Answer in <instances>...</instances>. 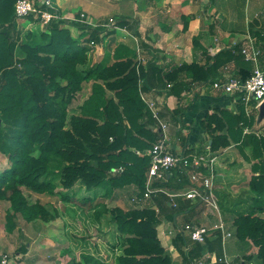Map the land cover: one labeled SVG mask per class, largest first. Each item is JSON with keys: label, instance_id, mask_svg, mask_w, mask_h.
<instances>
[{"label": "trees", "instance_id": "trees-1", "mask_svg": "<svg viewBox=\"0 0 264 264\" xmlns=\"http://www.w3.org/2000/svg\"><path fill=\"white\" fill-rule=\"evenodd\" d=\"M15 2L0 0V152L7 158V166L0 171V204L7 200L10 205L5 214V230L13 232L19 219L48 222L60 215L75 257L78 255L84 264H96L100 259L85 245L91 242L100 216L108 210L121 236V240L110 247L121 248V253L115 257L116 264H172L170 254L157 237L158 212L150 206L107 209L106 203L99 201L87 208L75 204L71 214L65 210L59 212L55 207L50 210L39 200L30 203L22 188L54 194L56 185L49 176V168L51 161H56L59 183L66 189L79 182L87 189L103 188L104 198H112L115 190L133 186L135 197H142L151 161L147 151L159 134L152 129L155 120L140 91L150 90L155 80H161L157 87L166 88L167 94L179 97L189 88L182 76L191 81L211 79L213 83L221 78L217 72L220 64L230 57L238 72H245V76L238 79L245 80L252 74L253 62L245 59L236 45L218 51L208 59V62L212 59L208 64H199L193 59L165 70L152 61L142 64L135 50L122 43L114 48L111 61L90 62L88 42H100V24L92 27L70 21L80 32L78 38L64 26L67 19H52L40 33L39 41L33 40L30 32L22 38L15 19ZM32 17V14L26 16ZM115 19L116 26L131 30L129 19ZM253 36L259 50L258 64L264 69V30L253 31ZM80 37L84 38L80 41ZM197 42L194 37V47ZM90 80L89 96L80 106V113L73 114L69 127L65 128L68 108L83 82ZM242 94H236L237 112L215 108L207 113L203 126L211 135V150L226 147L231 142L242 151L247 149L243 155L251 163L248 189L252 195L245 210H237L233 215L232 228L238 240L257 246L256 253L244 258H254L264 264V134L243 132L244 128L252 126L256 112L252 109L246 113ZM200 170L205 172L203 168ZM170 180L166 176L164 180L154 181L152 187H170ZM60 198L69 199L66 194ZM163 204L170 208L168 200ZM215 233L212 250L220 247V231ZM177 239L190 245L183 252L187 264L203 256V251L212 246L206 240L195 242L180 233ZM95 251L100 253L97 247ZM219 257L220 252L215 262L210 263L208 258L206 263L224 264L218 261Z\"/></svg>", "mask_w": 264, "mask_h": 264}, {"label": "crops", "instance_id": "crops-1", "mask_svg": "<svg viewBox=\"0 0 264 264\" xmlns=\"http://www.w3.org/2000/svg\"><path fill=\"white\" fill-rule=\"evenodd\" d=\"M34 1L39 3L41 0ZM52 1L60 13L67 15H77L78 11L89 14L92 12V7L100 6L102 23L107 22L110 17L129 19L131 30L117 26L115 29L105 31L102 27L100 58L104 52L113 54L114 48L122 43L135 50L136 58L142 64L152 61L158 68L165 70L184 62L189 63L193 59L199 64L206 62L208 64L212 61L210 59L208 62V59L221 49L234 48L236 45L242 48L246 43L247 34L254 38L253 31L264 30V0H100L96 3L92 0ZM77 7L79 10L74 11ZM29 23L30 19L26 17L16 21L17 28L21 32L30 25ZM132 31H136L137 34ZM194 37L198 39L195 47ZM254 45L256 46L255 38ZM244 58L247 59L245 56ZM224 61L217 70L221 78L245 76L242 70L238 72L233 59L229 57L228 61L226 58ZM181 78L188 83L189 88L179 97L167 94L166 88L157 87V84L162 83L161 80H155L153 87L143 92L147 99L155 101L160 117L167 123L168 145L174 153L180 156L191 157L195 154H206L216 157L214 192L219 200L218 195L227 189V185L232 180L234 183L240 182L235 184L238 187L237 192H239V187L240 192H245L244 187L247 183L242 182H245L247 178L240 180L243 178L241 176H247L248 173L241 175L237 169L238 166L246 168L242 164L248 162L243 155V151L247 152V149L242 151L236 143L231 142L226 147L211 150L209 147L212 141L211 135L203 126L205 116L215 108L237 112V100L228 93L214 89L211 79L191 81L186 76ZM253 111L256 112L255 120L252 126L246 128L248 132L262 133L264 127L263 123L258 122L259 108H254ZM152 129L158 131L160 135L155 124ZM184 170L181 167H174L167 173L166 176L171 180L170 187L163 188L164 195L158 196L153 193L150 197L135 202L131 199L137 196V193L136 189L131 186L115 190L112 198L100 196V201L106 203L107 209L114 206L128 209L146 205L155 209L159 216L156 226L157 237L170 254L172 264H187L183 258V252L187 246L190 248V245L183 244L177 239L183 225L192 223L212 227L218 218L208 207L187 199L183 195L193 186L188 177V169L186 172ZM124 196L128 197L129 202L126 203ZM165 199L168 200L170 208L164 206ZM57 221H61L60 235L63 238L58 235L60 227ZM225 225L232 233V223L226 221ZM48 226L51 229L47 230ZM97 226L98 228H94L92 232L91 242L85 245L86 249L100 259V262L96 264H116L115 257L121 253V248L111 249L110 247L120 241L121 236L108 210L102 213ZM215 232L216 230H212L208 235L206 241L212 246L205 249L203 255H209L212 259L218 256L219 252L222 255L225 251L230 257H239L249 263L250 260L244 258L245 254L251 253L249 242L238 240L232 233V236L224 241L220 238V247L216 248L218 250H212L215 246L212 242L216 235ZM46 233L48 235L45 236ZM181 235L183 234L180 233ZM184 237L187 236L184 235ZM71 247L73 246L64 234L60 215L48 222L39 219L26 222L19 219L17 228L9 234L4 233L3 227L0 226V250L19 255L20 264H75L76 262L84 264L78 255L75 257V251L70 249ZM95 247L100 250V253H96ZM253 261L252 264H259L256 260Z\"/></svg>", "mask_w": 264, "mask_h": 264}, {"label": "built area", "instance_id": "built-area-1", "mask_svg": "<svg viewBox=\"0 0 264 264\" xmlns=\"http://www.w3.org/2000/svg\"><path fill=\"white\" fill-rule=\"evenodd\" d=\"M51 2L52 0H41L39 3H36L34 0H16L14 4L15 19H22L30 14H32L33 18H39L46 24L52 19H64L59 15L60 13L57 12V9ZM51 9L53 11H51ZM65 19L71 22L89 23L83 12L69 18L65 17ZM100 25L105 31L117 28L113 17H110L107 22H101ZM245 40L246 43L241 48V52L247 59L254 62L252 74L245 80H240L234 76H229L226 79L220 78L212 83V87L230 94L236 100V94L238 92H243L241 101H243L245 105L246 113L249 114L252 109H258L260 104L264 102V69L260 68L257 63L259 50L254 45V38L251 37L250 34H247ZM90 44L93 45L96 44V42L90 41ZM140 95L155 120V126L159 129L160 135L151 149L147 151L151 161L146 172L145 191L143 196L133 197L131 200L139 202L144 198L150 197L154 192H165L161 187H152L153 182L164 180L167 173L174 167H181L185 169V172L186 169H188V177L193 186L185 191L183 195L187 199L199 202L205 207H208L213 213L217 214L218 218L217 222L212 227L185 223L180 229V233L186 235L192 241L204 243L210 232L216 230L220 231L222 240H226L232 236V233L226 228L225 222L221 216L218 199L214 192L216 157L206 154H195L191 157H187L174 153L167 143V123L160 117L155 101L147 99L142 91H140ZM252 101H255V103L252 104ZM248 131L249 130L245 128L244 132ZM256 133L259 134L258 131H256ZM201 168H203L205 172L201 171ZM19 258V255L13 252L0 250V264H20ZM208 258L210 259L209 255L193 258L191 264H207L206 260ZM215 261L216 257L209 260L210 263ZM218 261L224 262V264H243L242 259L237 262L235 258L227 255L225 251L221 257L218 258Z\"/></svg>", "mask_w": 264, "mask_h": 264}, {"label": "rangeland", "instance_id": "rangeland-1", "mask_svg": "<svg viewBox=\"0 0 264 264\" xmlns=\"http://www.w3.org/2000/svg\"><path fill=\"white\" fill-rule=\"evenodd\" d=\"M95 1L96 2H100V0H92V2ZM52 5H55L53 3V1L51 2ZM55 7V6H54ZM56 8V7H55ZM79 7H77L74 11H78ZM57 12L58 9H57ZM60 13V12H59ZM78 14L80 13L79 11L77 12ZM84 13V12H83ZM59 15H61L63 18L67 17H71L72 15H67L66 13H60ZM86 18L88 19V25L91 26H95L101 23L100 21V6L98 7H92V12H90L89 14H85ZM74 16V15H73ZM19 20V19H17ZM16 20V21H17ZM68 22H66V24H64L65 27H67L72 36L73 37H78L79 35V30L70 24V21L67 19ZM30 25L24 29L21 32L22 38H25V35L27 33H33V40L35 41H39V35L41 32H43L46 28V23H43L41 21V19H35L32 17V19H30ZM100 35V33H99ZM79 38V37H78ZM84 37H80V41L83 39ZM90 44V41L88 42V45ZM91 48L88 50V57L90 59V62H95V61H101V62H109L112 60V54L108 53V52H104L100 58V42L96 43V44H90L89 45ZM83 66H80L79 68L82 69ZM91 85H92V80L90 81H85L82 84V89L76 93L72 104L70 105V107L67 110V118H66V124H65V128L69 127V119L73 114H79L80 113V106L83 104L84 100L87 99V97L89 96L90 92H91ZM258 122L263 123V127H264V118H261L260 120L258 119ZM262 134H264V130H262ZM7 158L6 156H4L1 152H0V171L3 170L6 166H7ZM249 163V164H247ZM243 162L242 165H245L246 168L244 167H240L238 166V169L241 172V175H246L244 173H248L247 176H241L243 178H241L240 181L244 180L245 178H247L245 180V182L243 181L242 183H247V186H245V192H240V187H239V192H237L238 188L237 186H235L236 183H240L239 181H236L234 183V181L232 180V182H229L230 184L227 185V189L223 190V193H226L225 195H223V193H221V195H218V197L220 198V200L218 199V204H219V208H220V212L221 215L223 217V219L225 220V222H229L232 223V218L233 215L235 214V212L238 210H245V208L250 204V196L252 195L248 189V181L252 175V171H251V163L250 162ZM50 174L49 176H52L53 181L56 185V188L54 191V194H50V193H37L34 191H31L27 188H22L23 190V194L25 195L26 199L31 203L34 202L36 200H39L45 204H47V206L49 207L50 210H52L54 207L59 211V212H63L68 211L69 213L73 214V207L75 204H78V206L87 208L89 205L94 206L96 203H98L100 201V196L104 195V189L102 188H92V189H87L84 185L80 184L79 182H76L74 184V186H72L69 189H66L64 187L61 186V184L59 183V177L58 172V166H57V162L56 161H51L50 163V168H49ZM239 185V184H238ZM66 194L68 195L69 199L68 200H62L60 197L61 195ZM126 195V194H125ZM217 197V196H216ZM124 199H126V203L129 202L128 201V197L124 196ZM105 200V199H104ZM9 202L7 200H3L1 201L0 204V226L3 227V231L6 234H9L6 230H5V214L6 211L9 207ZM112 206V205H111ZM75 208V207H74ZM110 208V207H109ZM213 213V212H212ZM215 215V217H217V214L213 213ZM57 218V217H56ZM52 221V220H51ZM58 222V226L60 228H58V235L60 237L63 238L61 234L62 232V228H61V221H57ZM99 223H100V219H99ZM18 226V225H17ZM17 228V227H16ZM51 229L50 226L47 227V230ZM233 229V228H232ZM15 231V229H14ZM56 232V229H55ZM12 233V232H11ZM233 233V232H232ZM48 235V233L45 234V236ZM234 235V233H233ZM250 251L251 253L249 254H253L256 253L257 251V246L254 244H250ZM248 255V254H245ZM254 260L250 259V262H252ZM254 262V261H253ZM250 264V263H247Z\"/></svg>", "mask_w": 264, "mask_h": 264}, {"label": "water", "instance_id": "water-1", "mask_svg": "<svg viewBox=\"0 0 264 264\" xmlns=\"http://www.w3.org/2000/svg\"><path fill=\"white\" fill-rule=\"evenodd\" d=\"M258 108H259L258 119L260 120L261 118H264V102H262ZM0 124H1V118H0Z\"/></svg>", "mask_w": 264, "mask_h": 264}]
</instances>
